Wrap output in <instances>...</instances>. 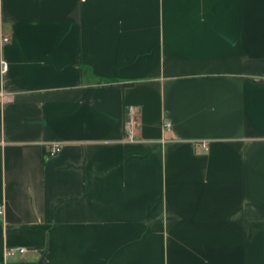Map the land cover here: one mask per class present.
<instances>
[{
  "label": "crops",
  "instance_id": "0c3cea01",
  "mask_svg": "<svg viewBox=\"0 0 264 264\" xmlns=\"http://www.w3.org/2000/svg\"><path fill=\"white\" fill-rule=\"evenodd\" d=\"M0 201V264H264V0H0Z\"/></svg>",
  "mask_w": 264,
  "mask_h": 264
},
{
  "label": "built area",
  "instance_id": "2783aa9c",
  "mask_svg": "<svg viewBox=\"0 0 264 264\" xmlns=\"http://www.w3.org/2000/svg\"><path fill=\"white\" fill-rule=\"evenodd\" d=\"M9 42L8 38H3L2 43L6 44ZM3 70L6 71L7 70V64H3ZM164 130L168 131L172 128V122L169 120H165L164 124H163ZM125 131H126V140L128 142H135L134 139V135L132 132V123H126L125 125ZM63 149V145L60 143H55L50 147L49 150V155L52 156H56L58 155ZM5 213V204L3 201H0V216H3ZM27 252V248L26 247H9L6 251L7 256L9 258H14V257H19V256H23L24 254H26Z\"/></svg>",
  "mask_w": 264,
  "mask_h": 264
}]
</instances>
